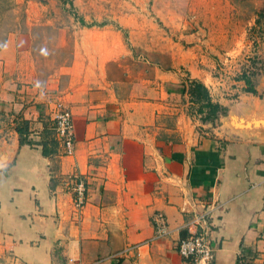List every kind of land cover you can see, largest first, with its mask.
Wrapping results in <instances>:
<instances>
[{
    "label": "crops",
    "instance_id": "obj_1",
    "mask_svg": "<svg viewBox=\"0 0 264 264\" xmlns=\"http://www.w3.org/2000/svg\"><path fill=\"white\" fill-rule=\"evenodd\" d=\"M33 26L0 49V148L14 153L0 170V264H193L177 245L207 211L209 264H264V140L223 125L263 103L264 81L253 94L237 85L230 106L236 84L184 46L190 35L144 53L96 28L83 30L69 64L41 75ZM191 80L227 109L214 125L192 110ZM58 100L73 118L72 157L53 130ZM74 175L87 186L80 214ZM156 212L170 234L144 245Z\"/></svg>",
    "mask_w": 264,
    "mask_h": 264
},
{
    "label": "rangeland",
    "instance_id": "obj_2",
    "mask_svg": "<svg viewBox=\"0 0 264 264\" xmlns=\"http://www.w3.org/2000/svg\"><path fill=\"white\" fill-rule=\"evenodd\" d=\"M264 0H0V49L11 33L31 29L41 75L69 64L83 30L118 33L128 50L155 53L171 38L188 34L195 48L233 94H243L242 76L264 81ZM197 46V47H196ZM193 112V111H191Z\"/></svg>",
    "mask_w": 264,
    "mask_h": 264
},
{
    "label": "built area",
    "instance_id": "obj_3",
    "mask_svg": "<svg viewBox=\"0 0 264 264\" xmlns=\"http://www.w3.org/2000/svg\"><path fill=\"white\" fill-rule=\"evenodd\" d=\"M53 130L62 148L63 155L72 157L74 155V123L67 105L58 100L55 102L52 111ZM72 206L77 213H81L87 203V186L85 180L80 176H72L69 180ZM210 211L198 213L194 217L193 226L196 231L179 240L177 252L179 256L193 264H209L212 259V249L208 240V232L203 227ZM153 237L145 242L148 245L151 241L163 240L168 237L170 231L165 216L156 212L152 217ZM135 246L133 249H136ZM72 262V261H70ZM100 262L96 263L99 264ZM236 264H241L237 261Z\"/></svg>",
    "mask_w": 264,
    "mask_h": 264
},
{
    "label": "trees",
    "instance_id": "obj_4",
    "mask_svg": "<svg viewBox=\"0 0 264 264\" xmlns=\"http://www.w3.org/2000/svg\"><path fill=\"white\" fill-rule=\"evenodd\" d=\"M260 19H264V7L257 14L256 24H259ZM241 79L246 85L245 92L255 93L251 80L246 76H242ZM187 94L193 105L192 110H194L202 124L214 125L220 117L227 115L225 107L212 102L208 89L201 82L197 80L188 81Z\"/></svg>",
    "mask_w": 264,
    "mask_h": 264
},
{
    "label": "water",
    "instance_id": "obj_5",
    "mask_svg": "<svg viewBox=\"0 0 264 264\" xmlns=\"http://www.w3.org/2000/svg\"><path fill=\"white\" fill-rule=\"evenodd\" d=\"M223 125L235 132H240L249 138L264 140V101L242 116L230 115L224 118ZM14 153L0 148V170L5 169L12 161Z\"/></svg>",
    "mask_w": 264,
    "mask_h": 264
}]
</instances>
